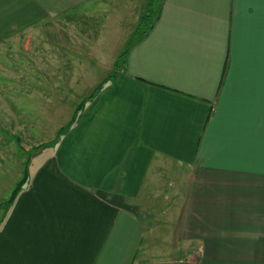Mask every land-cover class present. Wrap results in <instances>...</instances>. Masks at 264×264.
Listing matches in <instances>:
<instances>
[{
    "label": "crops",
    "instance_id": "crops-1",
    "mask_svg": "<svg viewBox=\"0 0 264 264\" xmlns=\"http://www.w3.org/2000/svg\"><path fill=\"white\" fill-rule=\"evenodd\" d=\"M115 2L0 0V89L65 99ZM153 20L33 164L0 264H264V0H159Z\"/></svg>",
    "mask_w": 264,
    "mask_h": 264
},
{
    "label": "rangeland",
    "instance_id": "rangeland-1",
    "mask_svg": "<svg viewBox=\"0 0 264 264\" xmlns=\"http://www.w3.org/2000/svg\"><path fill=\"white\" fill-rule=\"evenodd\" d=\"M115 1L114 5L104 11L101 10L100 13L104 16V25L100 26L103 37L100 46L103 55L94 58V63L90 67L85 66L88 69L86 73L79 74L72 86L68 84L66 90H62L61 96L67 93L65 99L57 98L55 94L47 99L41 96L28 98L17 94L16 90L0 89V204L9 198L12 190L22 179L23 171L27 169L29 179L33 172V164H38L52 152L51 147L55 140L60 132L65 130L62 127L72 118L76 119L78 116L76 108L86 96L93 93L95 88L93 84L95 82L100 84L105 79L107 81L113 73L106 68L108 62L113 60V57L116 62L121 53L126 51L154 18V14L150 13L142 26H139V20L133 25L134 14L136 16L141 12V15L146 14L148 8L156 11V1L150 5L147 0H136L137 9L132 11L128 2ZM140 8L142 9L139 10ZM72 125L73 123L70 127ZM164 179L165 181L170 179V174L166 172ZM7 213L8 208H0V225ZM151 239V242L155 240L154 237Z\"/></svg>",
    "mask_w": 264,
    "mask_h": 264
},
{
    "label": "trees",
    "instance_id": "trees-1",
    "mask_svg": "<svg viewBox=\"0 0 264 264\" xmlns=\"http://www.w3.org/2000/svg\"><path fill=\"white\" fill-rule=\"evenodd\" d=\"M154 1L158 2L159 0H148V2H149L150 5H152V4L154 3ZM150 13L154 14V18H155L156 11H155L154 9L148 8L146 14H144V15L142 16L141 20H140L139 26H142V25L147 21V19H148L149 16H150ZM154 18H153V19H154ZM153 21H154V20L150 21V22L146 25L145 29H143V31L140 32L139 34H145V33H146V32L152 27ZM139 34H138V35H139ZM130 45H131V44H130ZM129 47H130V46H129ZM129 47H128V48H129ZM128 48L126 49V51L128 50ZM126 51L122 52V54L118 57V60H116V62L114 63V66H115V67L117 66V64H118V62H119L120 60L124 62V58H125V55H126ZM121 61H120V62H121ZM112 75H113V74H111V75L109 76V78H111ZM105 81H106V79H105L102 83L98 84L97 87L94 88L93 93H91V94H89L88 96H86V97L82 100V102H80V104H79L78 107L76 108V110H77L78 113L82 110L83 105L85 104V102L89 101V100L94 96V94L98 91V88H100L101 84H103ZM73 122H74V118H72V120H71L66 126H64V127H62V128H64V129L67 128V129H68V128L70 127V124L73 123ZM62 131H63V130H62ZM26 171H27V169H25V170L23 171V177H22V179H21L20 182L17 184V186L12 190V192H11L9 198H8L5 202H3V203L0 204V208H9V207L12 205V203L14 202V200H15L17 194L19 193V191L21 190V188L23 187V185H24V184L26 183V181H27V175H28V174H27Z\"/></svg>",
    "mask_w": 264,
    "mask_h": 264
},
{
    "label": "built area",
    "instance_id": "built-area-1",
    "mask_svg": "<svg viewBox=\"0 0 264 264\" xmlns=\"http://www.w3.org/2000/svg\"><path fill=\"white\" fill-rule=\"evenodd\" d=\"M148 1V0H147Z\"/></svg>",
    "mask_w": 264,
    "mask_h": 264
}]
</instances>
